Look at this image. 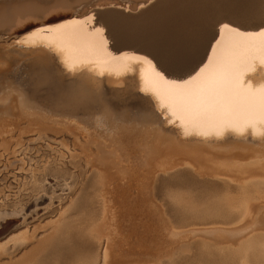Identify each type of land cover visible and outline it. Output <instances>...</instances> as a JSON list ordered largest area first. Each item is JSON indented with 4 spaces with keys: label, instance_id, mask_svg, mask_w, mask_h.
Wrapping results in <instances>:
<instances>
[{
    "label": "rangeland",
    "instance_id": "374dc122",
    "mask_svg": "<svg viewBox=\"0 0 264 264\" xmlns=\"http://www.w3.org/2000/svg\"><path fill=\"white\" fill-rule=\"evenodd\" d=\"M36 1L0 0V10L8 6L34 4ZM61 1L65 3L62 6L58 0H44L46 7L43 15L42 11L41 16H25L12 21L13 26L0 27V50L9 49L7 51L18 60L21 54L15 50L17 48L14 46L17 45L11 46L14 40L4 41L1 38H14L16 33L25 29L24 26L37 24L44 15H49L50 21L60 16L83 19L94 15L96 19L88 23L98 27L102 18L98 11L107 8L101 6L95 10L89 7L93 0ZM237 1L242 3L238 2V5H242L240 8L247 3L242 10H249L251 0ZM114 7L123 9L120 5ZM46 8L53 11H46ZM127 9L130 10L126 5V12ZM196 22L201 23L198 19L195 23L193 21L189 31L200 30L201 25ZM34 59L37 58L31 57L30 60ZM25 60L27 58L21 62ZM130 82L125 84L128 85L126 87H112L111 95L106 93L107 86L104 84L91 85L92 88L84 82L79 87L84 88V95L88 96L72 103L74 119L77 117L84 122L85 128L81 126L83 133L70 129L71 114L62 115L52 109L53 106L47 102L48 96L41 90L43 87L38 89L36 95L47 96L48 99L40 102L37 98L38 101L31 105L32 111L24 109L17 99L10 101L11 108H4L5 103L1 100L0 246H7L8 256L0 259H12L15 264H33L37 260L40 264H69L74 252L75 255L94 259L96 264H173V261L179 264L206 261L210 264V259L237 255L232 264H253L251 254L256 247L264 245V148L255 149L259 155L255 150H234L236 154L230 152L228 156L224 155L225 152L223 154L210 148L185 153L175 151L169 139L158 137L161 132L169 131L168 127L172 128V125L164 124V121L156 123L160 121L153 114H159L158 111L155 109L153 113L150 110H154L153 107L139 100V91ZM85 87L90 89V93ZM97 87H100V91ZM93 89L95 94L91 93ZM131 89H135L134 92ZM144 104H147L146 107ZM7 109L12 112L9 114ZM6 110L8 113H5ZM132 114H138L139 118ZM142 114L146 115L143 117ZM161 125L166 129L162 131ZM156 128L161 132L155 131ZM3 138L7 143L2 142ZM52 157L65 159L68 167L66 171L48 179ZM24 160L28 163L25 164ZM18 168L24 171L19 172ZM45 179H48L47 185L43 184ZM183 182L196 188L199 185L209 195H226L225 203L220 205L222 211L212 214L201 210L191 216L177 214L168 196L174 189L180 195L178 188L185 184ZM41 191L47 195L40 197L37 203L34 196ZM65 210L68 214L57 220L56 217ZM18 212L27 214L28 220L21 223ZM45 218L51 225L47 235L39 234L40 239L27 246L17 244L15 240L9 242L10 237L24 233L29 225L43 227ZM90 227L94 229L93 239L87 238ZM60 230L63 231V241H60ZM67 245L69 247L63 248ZM85 249H89L87 253ZM125 258H128L127 262L122 263Z\"/></svg>",
    "mask_w": 264,
    "mask_h": 264
},
{
    "label": "snow or ice",
    "instance_id": "6c2138e0",
    "mask_svg": "<svg viewBox=\"0 0 264 264\" xmlns=\"http://www.w3.org/2000/svg\"><path fill=\"white\" fill-rule=\"evenodd\" d=\"M95 19L94 15L83 19L60 17L32 26L25 33L18 34L14 43L27 49H48L59 58L65 72L86 78L90 85H94L97 78L111 76L114 68L129 71L134 70L133 65L138 66L142 85L140 90L154 98L162 120L179 127L185 138L222 139L228 134L243 136L250 131L252 136L264 140V11L260 23L253 28L219 19L214 21L210 30L190 32L167 67L160 66L149 55L129 52L115 54L109 48L105 29L88 23ZM28 110L32 111L31 106H28ZM50 159L52 164L48 179L67 170L65 159ZM24 163L28 161L24 160ZM17 170L24 171L23 168ZM48 179L43 184L47 185ZM68 183L71 184V181ZM178 191L180 195L174 189L168 199L181 216H191L201 210L218 213L222 211L220 205L227 199L224 194L209 196L194 186L181 185ZM46 195L41 191L34 196V200L38 203L40 197ZM67 214L66 210L62 211L56 219ZM17 215L21 217V223L28 220L25 213L18 212ZM43 224V227H26L24 233L31 238L16 240V243L31 245L40 239L39 234L47 235L50 222L45 218ZM94 235V229L90 227L87 238L93 239ZM13 240L15 237L9 238V242ZM63 240V231L60 230V241ZM3 247L0 246V257H7L8 252ZM0 264L15 262L0 259ZM33 264H40V261ZM69 264H96V261L74 254ZM173 264L179 262L173 261Z\"/></svg>",
    "mask_w": 264,
    "mask_h": 264
},
{
    "label": "bare ground",
    "instance_id": "6f19581e",
    "mask_svg": "<svg viewBox=\"0 0 264 264\" xmlns=\"http://www.w3.org/2000/svg\"><path fill=\"white\" fill-rule=\"evenodd\" d=\"M43 1L44 0H37L34 4H22V5H15L12 7L8 6V7L1 9L0 10V27H4V26L6 27L9 25L13 26L12 21L15 22V20L17 21L20 18H24L25 16H28V17L30 15H35V16L40 15L41 16L42 11H43V13H42V15H43L44 11H45L44 9L46 7L45 5H43ZM122 1L123 0H102V1L101 0H93L89 4L90 6L88 5L89 7H92L93 9H95L97 7H101V6L107 7L103 10L98 11L99 14L102 15V18L100 17L101 22H100V24H98L99 25L98 27H103L105 29L104 35L108 39L109 48L115 54H119V52H129V53H135V54H139V55H149L150 57H154L155 60L159 63V65L162 67H167L175 59L176 54L180 48V45H181L183 39L188 35V33L191 32L188 29L190 26H193V25H191L193 23V21L195 23V20H197V19L200 20L201 23L196 22V23L201 25L200 30H203V29L210 30L214 21L219 20V19L232 20L235 23H239V24L244 25L247 28H250V27H248L249 25L260 23L261 14H262V11H264V0H251V6H250V4H248L250 6L249 10H242L247 5V3L246 4L243 3V5H245V6L243 8H240V7H242V5L241 6H240V4L238 5L239 1L236 2V0H226L227 3H225L224 0H134L132 2H128L126 0H125V2L124 1L122 2ZM245 1H247V0H245ZM245 1H242V2H245ZM60 3H61V6L63 4H65V3H63V1L58 0V4H60ZM239 3H241V1ZM114 5H120V7H123V9L114 7ZM126 5L130 9L129 11L127 9V12L125 10ZM111 6H113V7H111ZM72 9H74V8H72ZM72 9L70 11H72ZM48 10L53 11L52 9L46 8V11H48ZM78 10H79V8H77V11ZM95 10H97V9H95ZM47 13L48 12H46V14ZM73 13H75V12H73ZM73 13H71V14H73ZM45 16L46 15H44V18L41 21H39L40 19H38V21H37L38 23L37 24L34 23V25L35 24L36 25H42V24H46V23L50 22V19H49L50 16L48 15L49 17L46 16V18H45ZM60 17H62V16H60ZM30 19H32V18H30ZM27 20H29V19H27ZM53 20H54V18H53ZM18 23H20V22H18ZM34 25L29 24L27 26H24L25 29L23 31L16 33L15 34L16 36L14 38H16L18 36V34H20V33H25L27 30L31 29L32 26H34ZM196 28H197V26H196ZM9 38H10V40L11 39L14 40V38L11 36H9ZM12 45L14 46L15 44L12 43L11 46ZM14 47H16L17 49H15V50H17L21 54V56L19 57L18 60H16V58H14L12 56V54L9 51H7L9 49L0 50V103H1V100H3L2 103L4 102L6 105L5 106L4 104H2V105H4L3 107L4 108L10 107L11 106L10 101L12 99H17V101H18L17 103L19 105H21L24 109H26V108H28V106L33 105V103H36L38 101L37 98L41 102L42 99L44 101L48 96L49 100H47L48 98L46 100H47V102L49 101V105L53 106L52 109H54L57 112L62 113V115L63 114H68V115L71 114L70 118L74 119L75 114L73 112H75V108L73 107L74 105L72 102H75L80 97L85 98L88 96V95L87 96L84 95V92H85L83 90L84 88L81 89L79 87L81 85H84L85 84L84 82H86L88 84L89 81L86 78H82L79 76H73L72 74L65 72L63 70V66L59 62V58L55 57L54 54L46 48L40 47V48L27 49V48H22L18 45L14 46ZM18 47L22 48V50L23 49L24 50L23 51L18 50L19 49ZM36 55H38V56L40 55L41 57L39 58ZM30 56L32 58L36 57L37 59L30 60L31 59ZM25 58H27V60H25L22 63L21 62L22 59H25ZM20 62L22 64H20ZM133 69L134 70L123 71L119 68H114L113 74L111 76L106 75L103 78H97L96 82L93 86H96V85L98 86V84L99 85L101 84L103 86V84H104L107 86V90H105V89L104 90L106 91V93H109L108 95H111L113 92L112 87L114 88L117 85H121V86L124 85L125 86L126 83L128 84V82L131 81L130 83L131 84L133 83L134 88L137 91H139V94H140L139 100H143L142 102H144V103L147 102L149 104V106L153 107L154 110L150 109L153 113H155V109L157 112V108L155 105L154 98L151 95L148 97L143 95L142 93H144V92H142L140 90L142 85L140 82L139 67L136 65H133ZM35 80H37V81H35ZM126 86H128V85H126ZM41 87H43V88L41 89ZM85 88H86V90H88L87 89L88 87H85ZM92 88H91V90H92ZM99 88L97 87V89H99ZM103 88H105V87H103ZM13 89H14V91H13ZM38 89H41L44 92V94L46 93V95H47L46 98L37 97L36 93H37ZM135 89H131L132 92H134L133 90H135ZM125 90H126V88H125ZM88 91H87V93H90V89ZM98 91H100V89ZM127 91H125L124 93H126ZM128 92H130V91H128ZM91 93H93V92H91ZM47 102H46V104H47ZM139 103H141V101ZM141 104H143V103H141ZM146 105L144 104V107H146ZM34 106H37V104H34ZM10 108H8V109L10 110ZM140 108L142 109V107H140ZM7 110H6V112L5 111L4 112L8 113ZM1 111L2 110H0V112ZM11 112H12V110H11ZM11 112L9 111V114ZM76 114H79V113L77 112ZM4 115L7 116V114H4ZM142 115L144 117L146 114H142ZM153 115H155V116L157 115L158 121H160V122H156V123H162L163 122V120L159 114H153ZM8 116H10V115H8ZM67 116H66V118H67ZM155 116H153V117H155ZM67 119H69V117ZM72 119L70 122L68 121L70 123V124L68 123L70 129L76 130V131L80 130V131H78V133L79 132L83 133L84 131H81V130H83L82 129L83 127H81V126L82 125L84 126V122L82 120H80V118L77 119V117H76V120L75 119L73 120L74 122H72ZM164 124H167V123H164ZM64 125H65V123H64ZM167 125H169V124H167ZM156 126H157V124H156ZM157 127L160 128L159 126H157ZM161 127H162V125H161ZM171 127L172 128L168 127V130L170 129L169 131L165 130L163 132L164 135L166 134V136H164L160 130L158 131V128H156L157 130L155 129V131L161 132V134H160L161 136L158 135V132H157L158 137H162L164 139H169L171 142V146L174 148V150L179 151V152H184V151L185 152H188V151L191 152L192 150L193 151H199L198 148H200L201 150H202V148L204 150H205V148H210L213 150L214 149L218 150L217 152H219V151L220 152L222 151V153L225 152L226 154H224V153L223 154L228 156L229 153L230 152L233 153L234 150H236L235 152H237V150H240L241 152H242V150H247V151L250 150L249 152H252L255 149L257 150V148H259V149L264 148V140H261L259 137L252 136L250 131L248 134L243 135V136L236 135V134H228L226 137H224L222 139H217L215 137L185 138L179 127L173 126V125ZM84 128H85V126H84ZM162 128H161L162 131L164 130V128L166 129V127H162ZM84 130H86V129H84ZM4 131H6V130H4ZM86 131L90 132L88 130H86ZM0 132H2V131H0ZM3 134L5 135L6 132ZM2 137H4V136H2ZM3 139H2V142L3 141L5 142V139L4 140ZM5 143H7V142H5ZM8 146H9V144H8ZM262 150H260V151H262ZM205 152H207V150ZM256 152H254V153H256ZM232 153H231V155H232ZM254 153H253V155H254ZM223 154H219V155H223ZM242 154H241V156H242ZM244 154H246V151ZM247 154H248V152H247ZM257 154H258V152H257ZM214 155H216V154L214 153ZM258 155H256V157H258ZM249 159L251 160L252 158H249ZM258 159H259V157H258ZM253 160H254V158H253ZM260 160H261V158H260ZM164 163H165V161H164ZM168 163L169 162H167L166 164H168ZM253 163H254V161H253ZM162 164H163V162H162ZM178 174H176V175L178 176ZM176 175H175V177H176ZM180 176H181V174H180ZM182 176H184V175H182ZM178 178H176V179H178ZM262 180H263V178H262ZM183 183H185V182H183ZM187 185H189V184H186V186ZM191 186H192V184H191ZM199 187H201V186L198 185L197 188H199ZM202 187H203V185H202ZM204 187H205V185H204ZM210 189L211 188H209V190ZM205 191H207V190H205ZM205 191H204V193L209 195V192L206 193ZM212 195H214V193ZM209 196H211V195H209ZM30 238L31 237L27 236L25 233H21L20 235L15 237V241L16 240H25V239H30ZM66 239H68V238H66ZM71 240H73V239H71ZM65 243H66V240H65ZM61 244L63 245V242H61ZM79 244H81V243H79ZM77 245H78V243H77ZM2 246H4L3 250H5V251L8 250L6 245H2ZM59 246H60V244H59ZM59 246H57V247H59ZM66 247H69V246L67 245L63 248H66ZM35 249H33V250H35ZM72 249H73V246H72ZM74 249L78 250L77 248H74ZM86 249H85V251H86ZM255 249H254L255 251L253 250L254 252L251 254L252 255L251 257L253 259V260L252 259L251 260L253 261V264H264V247H256ZM88 250L86 251V253L88 252ZM57 251H58V249H57ZM60 251H59V254L63 250L61 252ZM68 252H70V251H68ZM83 252L84 251H82V253ZM63 253H65V252H63ZM73 253H71L72 256H73ZM76 254H78V253L76 252ZM26 255L24 257H26ZM54 255H56V254H54ZM62 255H64V254H62ZM65 255H67V254L65 253ZM79 255H81V254H79ZM84 255H85V253H84ZM90 256H91V254H90ZM118 257H120V256L118 255ZM236 257H237V255H236ZM236 257H235V255H230V256H227L226 258H223V259H219V260H211L210 259L209 261L211 262L210 264H232V262L235 261L234 259H236ZM61 259H63V256L61 257ZM66 260H67V258H66ZM127 260H128V258H125L122 261V263H126ZM54 261L56 262V259ZM64 261H65V259L63 260V262ZM201 262L202 263H200V262L197 263V261H195V262H192L191 264H204V263H206V261L205 262L201 261ZM206 264H208V262Z\"/></svg>",
    "mask_w": 264,
    "mask_h": 264
},
{
    "label": "water",
    "instance_id": "95a60500",
    "mask_svg": "<svg viewBox=\"0 0 264 264\" xmlns=\"http://www.w3.org/2000/svg\"><path fill=\"white\" fill-rule=\"evenodd\" d=\"M256 24H251V25H249L248 27H250V28H253L254 26H255ZM1 40H10V38H9V36H4V37H2L1 38ZM134 112H136L135 110H133ZM138 114H132V116H137ZM137 119L139 118L138 116L136 117Z\"/></svg>",
    "mask_w": 264,
    "mask_h": 264
}]
</instances>
